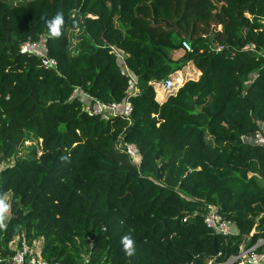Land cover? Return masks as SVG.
Masks as SVG:
<instances>
[{
  "label": "trees",
  "instance_id": "16d2710c",
  "mask_svg": "<svg viewBox=\"0 0 264 264\" xmlns=\"http://www.w3.org/2000/svg\"><path fill=\"white\" fill-rule=\"evenodd\" d=\"M223 1L220 31L203 35L197 2L187 13L181 0H0L1 256L22 233L61 264L224 263L264 239V148L248 142L264 122V0ZM68 30L80 32L73 52ZM27 39L55 66L21 53ZM187 62L197 76L158 99ZM76 91L119 108L128 97L132 112L89 115ZM28 134L39 154L10 162ZM208 205L231 234L204 224Z\"/></svg>",
  "mask_w": 264,
  "mask_h": 264
},
{
  "label": "built area",
  "instance_id": "2783aa9c",
  "mask_svg": "<svg viewBox=\"0 0 264 264\" xmlns=\"http://www.w3.org/2000/svg\"><path fill=\"white\" fill-rule=\"evenodd\" d=\"M181 46L184 51L191 50V45L187 40L181 41ZM19 51L21 53L33 54L40 57L43 65L46 67H52L56 64L54 59L46 56L45 50L42 48L40 42L27 39L20 44ZM130 80L131 88L129 97L137 91L132 76H130ZM161 88L164 92L175 88L171 75L164 80ZM74 95H79L80 99L83 100L84 110L89 115H96L101 118L121 115L127 118L132 112V106L128 97L125 99L122 107L119 108L116 102H104L100 99L90 97L82 91H76ZM248 142L264 148V122H258V129L248 138ZM122 149L133 161L139 162L138 149L134 144H124V148ZM202 216L204 224L213 232L222 235H229L232 233L231 223L224 219L214 206L208 205ZM262 245H264V239H259L255 244L246 247L244 251H240L235 257V260L238 259L239 264H264V250L262 252L256 251V248ZM8 247L12 250V253L6 257L0 255V264L2 262L11 264H61L57 261L43 259L40 255L39 243L36 241L29 243L23 233L15 236L14 239L9 242Z\"/></svg>",
  "mask_w": 264,
  "mask_h": 264
},
{
  "label": "rangeland",
  "instance_id": "374dc122",
  "mask_svg": "<svg viewBox=\"0 0 264 264\" xmlns=\"http://www.w3.org/2000/svg\"><path fill=\"white\" fill-rule=\"evenodd\" d=\"M197 2V5H194L193 3ZM223 0H181L180 4L178 6L182 8L187 13L191 10V8H195L196 10L193 11V17L195 20V25L198 26L197 31L200 34L205 35L206 33L210 31H214V33H218L220 31L221 25L223 23V12H222V4ZM193 4V5H191ZM177 10H173V15L175 16ZM205 24L208 26L206 27ZM80 32L78 30H68V37H69V49L71 52H73L77 46L78 43V35ZM173 59H180V57L183 55V50H177L173 51L171 53ZM196 77V69L187 62L185 66L182 67L179 71H175L173 74H171V79L174 84V87H179L182 82L188 78H195ZM156 95H159L157 97H163L165 95V92L162 90L161 85H158L156 87ZM39 154V140L36 139L32 134H28L22 142L16 147L15 155L10 157V162H12L14 159L19 157H33L37 156ZM9 194H6L3 196V200L8 204L7 211L9 212V200H8ZM3 213V219L5 220L4 216L7 213ZM9 214V213H8ZM6 218V217H5ZM253 233V231H252ZM41 241L39 242L40 247ZM245 242L240 246L241 252L245 250L244 248ZM235 257L233 256L229 258L224 263H216L212 259L208 261L207 264H225L228 261H231V259H234L232 262H235ZM231 262V263H232Z\"/></svg>",
  "mask_w": 264,
  "mask_h": 264
},
{
  "label": "clouds",
  "instance_id": "9594fccd",
  "mask_svg": "<svg viewBox=\"0 0 264 264\" xmlns=\"http://www.w3.org/2000/svg\"><path fill=\"white\" fill-rule=\"evenodd\" d=\"M63 15L60 12H57L47 21V27L49 29L51 36L60 35V27L63 24ZM8 209V204L0 199V219H3V213ZM121 244L125 253L129 256L134 253V241L130 235H124L121 237Z\"/></svg>",
  "mask_w": 264,
  "mask_h": 264
},
{
  "label": "crops",
  "instance_id": "0c3cea01",
  "mask_svg": "<svg viewBox=\"0 0 264 264\" xmlns=\"http://www.w3.org/2000/svg\"><path fill=\"white\" fill-rule=\"evenodd\" d=\"M197 74H198V71H196V76H197ZM157 96H159V95H157ZM158 99H161L162 97H157ZM9 212L7 211V213L5 214V216H4V219L5 220H3L2 222H5L6 220H7V218H8V216H9V214H8ZM6 217V218H5Z\"/></svg>",
  "mask_w": 264,
  "mask_h": 264
},
{
  "label": "water",
  "instance_id": "95a60500",
  "mask_svg": "<svg viewBox=\"0 0 264 264\" xmlns=\"http://www.w3.org/2000/svg\"><path fill=\"white\" fill-rule=\"evenodd\" d=\"M234 259H231V261H228L227 263H225V264H230L232 261H233Z\"/></svg>",
  "mask_w": 264,
  "mask_h": 264
}]
</instances>
